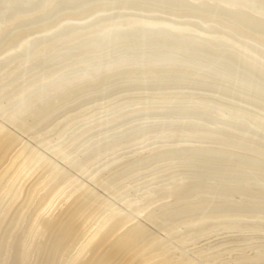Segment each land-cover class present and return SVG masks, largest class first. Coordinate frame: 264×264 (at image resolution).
I'll return each mask as SVG.
<instances>
[{
	"label": "bare ground",
	"instance_id": "obj_1",
	"mask_svg": "<svg viewBox=\"0 0 264 264\" xmlns=\"http://www.w3.org/2000/svg\"><path fill=\"white\" fill-rule=\"evenodd\" d=\"M0 264H264V0H0Z\"/></svg>",
	"mask_w": 264,
	"mask_h": 264
}]
</instances>
